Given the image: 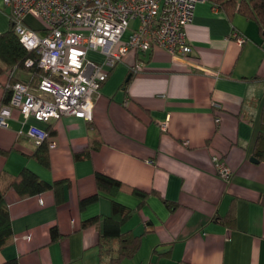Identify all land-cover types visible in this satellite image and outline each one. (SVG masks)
I'll return each instance as SVG.
<instances>
[{"label":"crops","instance_id":"obj_1","mask_svg":"<svg viewBox=\"0 0 264 264\" xmlns=\"http://www.w3.org/2000/svg\"><path fill=\"white\" fill-rule=\"evenodd\" d=\"M10 21L0 0V33ZM185 30L193 48L183 58L161 47L126 53L101 85L90 120L66 114L39 121L11 109L8 126H0V188L13 234L0 248V264H111L105 250L115 254L120 239L103 247V224L82 228L81 221L111 215L113 200L138 207L131 187L148 195L121 225L140 239L136 253L119 264H264V160L254 152L264 106V37L255 21L214 10L210 0L197 4ZM234 30L245 34L243 43ZM13 75L28 84L33 72ZM6 80L0 75L1 85ZM214 101L223 105L219 113ZM50 123L56 132L47 167L33 156L37 146L27 130ZM215 154L232 168L230 178L217 175ZM23 168L49 183L64 180L61 201L54 188L20 196L11 183ZM95 171L131 186L115 195L99 191L81 207L80 199L97 191ZM163 197L177 206L171 209ZM55 223L67 236L52 241Z\"/></svg>","mask_w":264,"mask_h":264},{"label":"built area","instance_id":"obj_2","mask_svg":"<svg viewBox=\"0 0 264 264\" xmlns=\"http://www.w3.org/2000/svg\"><path fill=\"white\" fill-rule=\"evenodd\" d=\"M202 1L206 0H4L20 40L36 51L44 74L36 88L22 81L11 88L10 103L0 107V126H8L12 108L39 121L66 114L92 119L100 87L120 53L130 48L146 51L150 43L176 58L190 53L193 47L185 27ZM213 9L219 8L215 4ZM29 12L45 23L43 35L26 23ZM133 19H138V26L125 39ZM232 36L240 43L246 40L237 30ZM91 53L100 55V60L91 58ZM36 60L28 59L26 65ZM27 135L38 146L48 133L31 125ZM49 145L53 147L55 141L51 139ZM212 160L217 175L230 178L232 168L216 154Z\"/></svg>","mask_w":264,"mask_h":264},{"label":"trees","instance_id":"obj_3","mask_svg":"<svg viewBox=\"0 0 264 264\" xmlns=\"http://www.w3.org/2000/svg\"><path fill=\"white\" fill-rule=\"evenodd\" d=\"M213 5H217L219 9L223 10L227 15L233 17L235 13L242 14L245 18L255 21L259 27L261 35L264 37V0H210ZM11 19V18H10ZM235 31V30H234ZM137 54L136 51H134ZM144 54H147V52ZM28 59H37L32 65H26ZM16 67L17 69H26L33 72L32 80L28 83L30 86L37 85L43 75L41 66L38 63V56L36 51L33 49H27L15 29V24L11 20L10 26L7 30L0 33V75H6L7 80L17 81L20 78L12 75V70ZM113 66L107 73L106 79H108L111 74ZM134 75V73H132ZM131 74V75H132ZM251 80L253 77L250 78ZM6 81L3 82L5 85ZM21 81V80H20ZM2 82V81H1ZM102 83V84H103ZM127 83V82H126ZM0 86H2L0 84ZM4 95L1 97V104H9L10 98L12 96L13 90L11 88L3 89ZM218 104H213L216 108V112H220V108H223V105L219 101ZM220 115H217L218 117ZM220 119V117H218ZM262 127L259 131L257 138V143L255 145V155L264 160V106L262 112ZM47 138L38 145L34 150L33 156L39 160L43 165L50 167V141L55 135L56 129L53 124L50 123L47 127ZM90 146L85 147L83 150L77 152L75 155L77 157H82V155L89 152ZM221 159V155L219 157ZM67 182V181H66ZM95 183L97 191L89 196L82 197L80 199V206L84 207L90 202L95 201L100 196L99 191L106 192L111 195H115L118 191L124 190L131 185H127L126 182L113 177L109 174H106L101 171H95ZM64 185L63 181H55L54 183H49L42 178L38 177L35 173L29 171L26 168H23L22 171L16 178L12 180L11 186H13L18 194L22 197L27 195L39 194L47 189L54 188L56 192L57 201H61L59 193L61 192V187ZM133 193L136 194L140 203L136 208H128L122 203L117 201H112V213L111 215H95L87 218L86 220L81 221V227H89L95 224H103V232L100 234L99 241L101 246L105 247V244L110 239H120L116 253L111 251V248L108 246L106 252L111 254L110 262L111 264H119L123 258L133 256L138 246L135 244L139 241L140 236L133 235L128 237L127 234L121 232V225L135 212L139 209L145 202L148 195L147 190L140 188L131 187ZM154 192V191H153ZM164 202L171 209H174L177 205V202L169 200L166 197H163ZM261 202L264 204V195L260 197ZM11 217L10 212L7 206V199L4 190L0 188V248H2L5 243L13 234V229L11 227ZM65 233L61 232L59 226L55 223L50 226V239L52 241L60 240L64 238ZM100 246V245H99ZM4 264H16L14 262L8 261Z\"/></svg>","mask_w":264,"mask_h":264},{"label":"rangeland","instance_id":"obj_4","mask_svg":"<svg viewBox=\"0 0 264 264\" xmlns=\"http://www.w3.org/2000/svg\"><path fill=\"white\" fill-rule=\"evenodd\" d=\"M26 18L30 21L32 27L35 28V29H39V28H42V27L45 26L44 22H43L41 19L34 17L31 13H29V14L27 15ZM27 19H26V20H27ZM130 23H131V28H132L133 25H134V21H131ZM131 33H132V31H131L130 29L127 30V31L125 32L124 38H127V37L129 36V34L131 35ZM239 43H240V42H239ZM242 43H243V42H242ZM128 50H129V49H128ZM128 50H127V51H128ZM127 51H126V53H127ZM109 70H110V69H109ZM17 82H20V80H17V81H10V80H8V81L5 83L4 86H0V90H3L4 88H14V85H15ZM2 85H3V84H2ZM16 86H17V84L15 85V87H16ZM92 117H93V115H92Z\"/></svg>","mask_w":264,"mask_h":264},{"label":"bare ground","instance_id":"obj_5","mask_svg":"<svg viewBox=\"0 0 264 264\" xmlns=\"http://www.w3.org/2000/svg\"><path fill=\"white\" fill-rule=\"evenodd\" d=\"M194 17L195 16H193V18H192V20L188 23V24H190L193 20H194ZM141 20V19H140ZM131 21H134V25H133V27L131 28V23L129 24V27H128V29L127 30H131V31H133L137 26H138V19H133V20H131ZM130 21V22H131ZM187 24V25H188ZM126 30V31H127ZM125 31V32H126ZM125 32H124V35H125ZM186 35H187V33H186ZM129 36H130V34H129ZM128 36V37H129ZM127 37V38H128ZM127 38H125V39H127ZM154 47H157V46H152V43H150L149 44V46H148V48H150L149 50H146V51H141V50H139V49H133V48H130L128 51H127V53L129 52V51H136V52H147V51H150L151 49H153ZM191 52V51H190ZM126 54V52H122V53H120V56L118 57V58H116L115 59V61H114V63H115V65L117 64V63H119L121 60H122V58H123V56ZM171 54V53H170ZM189 53H187L186 55H188ZM186 55H184V56H186ZM114 65V66H115ZM141 66V65H140ZM136 67H137V65L136 66H134L133 67V71H136ZM142 67V66H141ZM16 70V69H15ZM23 82V81H22ZM166 124L164 125V124H162V127L163 128H166L167 127V122H165Z\"/></svg>","mask_w":264,"mask_h":264},{"label":"water","instance_id":"obj_6","mask_svg":"<svg viewBox=\"0 0 264 264\" xmlns=\"http://www.w3.org/2000/svg\"><path fill=\"white\" fill-rule=\"evenodd\" d=\"M252 160H253V161H258L255 157H252Z\"/></svg>","mask_w":264,"mask_h":264}]
</instances>
